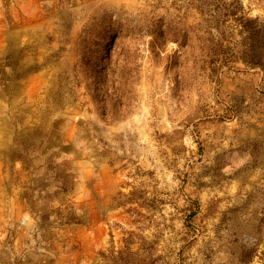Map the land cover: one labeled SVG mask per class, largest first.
I'll return each instance as SVG.
<instances>
[{
	"label": "rangeland",
	"instance_id": "374dc122",
	"mask_svg": "<svg viewBox=\"0 0 264 264\" xmlns=\"http://www.w3.org/2000/svg\"><path fill=\"white\" fill-rule=\"evenodd\" d=\"M0 264H264V0H0Z\"/></svg>",
	"mask_w": 264,
	"mask_h": 264
}]
</instances>
